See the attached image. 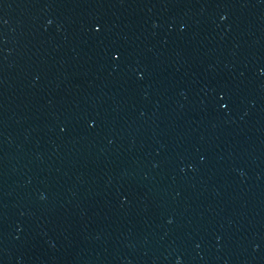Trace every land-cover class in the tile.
<instances>
[{
    "label": "water",
    "instance_id": "obj_1",
    "mask_svg": "<svg viewBox=\"0 0 264 264\" xmlns=\"http://www.w3.org/2000/svg\"><path fill=\"white\" fill-rule=\"evenodd\" d=\"M0 264H264V0H0Z\"/></svg>",
    "mask_w": 264,
    "mask_h": 264
}]
</instances>
